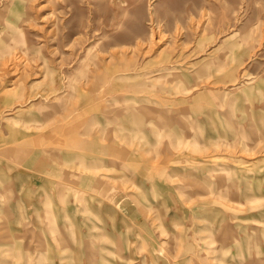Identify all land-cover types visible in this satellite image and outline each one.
<instances>
[{
  "label": "rangeland",
  "instance_id": "374dc122",
  "mask_svg": "<svg viewBox=\"0 0 264 264\" xmlns=\"http://www.w3.org/2000/svg\"><path fill=\"white\" fill-rule=\"evenodd\" d=\"M0 264H264V0H0Z\"/></svg>",
  "mask_w": 264,
  "mask_h": 264
},
{
  "label": "crops",
  "instance_id": "0c3cea01",
  "mask_svg": "<svg viewBox=\"0 0 264 264\" xmlns=\"http://www.w3.org/2000/svg\"><path fill=\"white\" fill-rule=\"evenodd\" d=\"M115 148V147H114Z\"/></svg>",
  "mask_w": 264,
  "mask_h": 264
}]
</instances>
